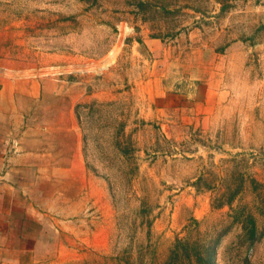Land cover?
<instances>
[{
    "label": "rangeland",
    "instance_id": "rangeland-1",
    "mask_svg": "<svg viewBox=\"0 0 264 264\" xmlns=\"http://www.w3.org/2000/svg\"><path fill=\"white\" fill-rule=\"evenodd\" d=\"M260 5L0 0V74L79 79L86 93L74 113L90 197L75 234L34 264H162L178 239L213 264H264Z\"/></svg>",
    "mask_w": 264,
    "mask_h": 264
},
{
    "label": "crops",
    "instance_id": "crops-1",
    "mask_svg": "<svg viewBox=\"0 0 264 264\" xmlns=\"http://www.w3.org/2000/svg\"><path fill=\"white\" fill-rule=\"evenodd\" d=\"M255 47L264 76V40ZM82 84L0 74V264H34L49 243L60 249V230L75 234L86 198L77 197H90L74 113Z\"/></svg>",
    "mask_w": 264,
    "mask_h": 264
},
{
    "label": "trees",
    "instance_id": "trees-1",
    "mask_svg": "<svg viewBox=\"0 0 264 264\" xmlns=\"http://www.w3.org/2000/svg\"><path fill=\"white\" fill-rule=\"evenodd\" d=\"M221 9H223V6ZM252 187L255 192L261 191L263 190L262 188L264 187V182L257 183L252 181ZM232 200L233 197H230L225 202V204L230 205ZM261 204H263V207H259L258 213L263 219L262 231L264 232V199H262ZM241 216L239 215V218L235 220L238 221V223L241 224L242 229L246 231L247 238L249 240H253L257 235L255 220L250 214H245L243 217L244 219H241ZM181 255H185L187 257L188 264H213L211 251L207 250L206 248L205 250L201 251L199 247H197V244H190L179 239L176 240L175 244L170 250L168 258L162 264H183L181 261H179L181 259Z\"/></svg>",
    "mask_w": 264,
    "mask_h": 264
}]
</instances>
